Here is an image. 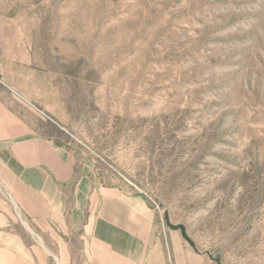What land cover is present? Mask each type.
I'll list each match as a JSON object with an SVG mask.
<instances>
[{"label":"rangeland","instance_id":"374dc122","mask_svg":"<svg viewBox=\"0 0 264 264\" xmlns=\"http://www.w3.org/2000/svg\"><path fill=\"white\" fill-rule=\"evenodd\" d=\"M0 98V264H264V0H0Z\"/></svg>","mask_w":264,"mask_h":264},{"label":"crops","instance_id":"0c3cea01","mask_svg":"<svg viewBox=\"0 0 264 264\" xmlns=\"http://www.w3.org/2000/svg\"><path fill=\"white\" fill-rule=\"evenodd\" d=\"M9 108V103L0 98V206L3 200L9 199L16 211V190L22 189L24 192L21 193L26 194L27 197V192L32 188L30 178L32 170L28 169V167L33 165L34 162L19 155V152L30 150L31 147L25 145L27 143L25 141L16 140L18 134L10 127L12 114ZM19 142L24 144H18ZM28 199L31 200L30 198L26 200ZM11 238L13 243H16L15 233L0 232V250L5 249L6 242H10Z\"/></svg>","mask_w":264,"mask_h":264},{"label":"built area","instance_id":"2783aa9c","mask_svg":"<svg viewBox=\"0 0 264 264\" xmlns=\"http://www.w3.org/2000/svg\"><path fill=\"white\" fill-rule=\"evenodd\" d=\"M15 94H16L18 97H20L21 99H23L25 102H27V99H25V98L23 97V95H21V94H19V93H16V92H15Z\"/></svg>","mask_w":264,"mask_h":264}]
</instances>
